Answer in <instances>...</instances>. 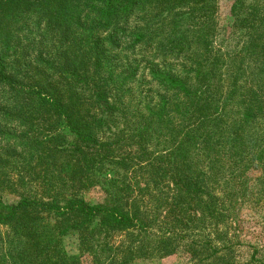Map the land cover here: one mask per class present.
Masks as SVG:
<instances>
[{"label": "trees", "instance_id": "obj_1", "mask_svg": "<svg viewBox=\"0 0 264 264\" xmlns=\"http://www.w3.org/2000/svg\"><path fill=\"white\" fill-rule=\"evenodd\" d=\"M246 204L264 0H0V264H264L238 253Z\"/></svg>", "mask_w": 264, "mask_h": 264}, {"label": "rangeland", "instance_id": "obj_2", "mask_svg": "<svg viewBox=\"0 0 264 264\" xmlns=\"http://www.w3.org/2000/svg\"><path fill=\"white\" fill-rule=\"evenodd\" d=\"M227 5H222L219 11V22L222 25H226L227 22ZM88 199H101V193L99 192H88L85 194ZM6 200H11L7 198ZM240 218V228L236 229L239 231L238 236L240 239V244L238 246V253L241 260L247 259L251 254L250 249H247L249 246L264 247V213L262 211L253 210L251 206L245 205L239 211ZM233 229L235 227H232ZM5 229H1V232H4ZM63 245L68 255H77L79 253L77 237L75 235H68L63 239ZM239 257V258H240ZM84 264H87L88 260L83 259ZM134 264H190L187 256L183 253H178L175 256L163 259V260H154V261H137Z\"/></svg>", "mask_w": 264, "mask_h": 264}]
</instances>
